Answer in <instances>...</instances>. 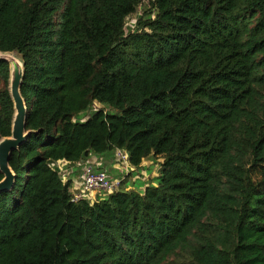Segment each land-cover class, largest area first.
I'll use <instances>...</instances> for the list:
<instances>
[{"label":"trees","instance_id":"trees-1","mask_svg":"<svg viewBox=\"0 0 264 264\" xmlns=\"http://www.w3.org/2000/svg\"><path fill=\"white\" fill-rule=\"evenodd\" d=\"M149 1L130 29L144 0H0L32 132L0 264H264V0ZM14 115L0 59V141ZM116 149L163 159L156 186L73 203L50 163Z\"/></svg>","mask_w":264,"mask_h":264},{"label":"built area","instance_id":"built-area-1","mask_svg":"<svg viewBox=\"0 0 264 264\" xmlns=\"http://www.w3.org/2000/svg\"><path fill=\"white\" fill-rule=\"evenodd\" d=\"M101 109L100 104L94 103L93 111ZM114 157L115 168L121 174L119 178H114L104 169L103 157L93 154L80 162L53 161L50 167L58 173L64 183H72L73 203L86 201L94 204L121 190L127 179H134L135 182L145 177L144 172H139V168L131 164L130 156L124 150L116 149ZM76 172L78 174L74 177ZM126 189L130 190L128 186Z\"/></svg>","mask_w":264,"mask_h":264},{"label":"water","instance_id":"water-1","mask_svg":"<svg viewBox=\"0 0 264 264\" xmlns=\"http://www.w3.org/2000/svg\"><path fill=\"white\" fill-rule=\"evenodd\" d=\"M0 59L10 64V94L14 103V120L11 137L0 141V171L4 179L0 181V193L12 191L16 175L10 167V159L15 151L27 142L32 132L27 131V104L21 89L25 75L24 61L16 52H1Z\"/></svg>","mask_w":264,"mask_h":264},{"label":"crops","instance_id":"crops-1","mask_svg":"<svg viewBox=\"0 0 264 264\" xmlns=\"http://www.w3.org/2000/svg\"><path fill=\"white\" fill-rule=\"evenodd\" d=\"M114 155H115V151L112 153H109L106 155H100V156L104 158V169H106L108 173L114 178H119L121 174L119 170L115 168ZM150 158L147 160H144L141 167L139 168V170L145 173L144 174L145 177L143 178V180H138L135 182H134V179L129 180L127 184L128 189L130 190L132 189V190L138 191L143 194L145 189L149 187L151 184L156 186V183L154 180H156V178L159 176L161 167H159L158 164L154 165V162L151 161ZM160 161L162 162L163 159H161ZM77 174L78 172H76L75 176H77Z\"/></svg>","mask_w":264,"mask_h":264},{"label":"rangeland","instance_id":"rangeland-1","mask_svg":"<svg viewBox=\"0 0 264 264\" xmlns=\"http://www.w3.org/2000/svg\"><path fill=\"white\" fill-rule=\"evenodd\" d=\"M150 5L151 4H150L149 0H144V2L138 7L136 13L132 14L130 17L127 18V20H126V28H130V29L135 28V25H136L137 21L141 17H145L146 16L145 11L147 9H149ZM102 108L105 111H109V112L111 111L110 108H108V107L102 106ZM91 113H92V111H90V112L88 111L84 116L88 115V117H89ZM111 113H113V111H111ZM81 121H82V119H81ZM114 160H115V157H114ZM150 160L154 162V165L158 164L159 167H161V164L163 162V161L162 162L160 161L161 158H155V157H151ZM138 171L140 172L141 170H138ZM148 173H150V172H148ZM74 177H76V176H74ZM129 180L130 179H127V181H129ZM127 181L125 183H127ZM154 181L157 182L156 180H154ZM126 188H127V185H126Z\"/></svg>","mask_w":264,"mask_h":264}]
</instances>
